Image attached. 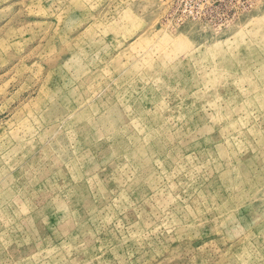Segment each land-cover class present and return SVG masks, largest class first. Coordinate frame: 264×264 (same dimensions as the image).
<instances>
[{"label":"rangeland","instance_id":"rangeland-1","mask_svg":"<svg viewBox=\"0 0 264 264\" xmlns=\"http://www.w3.org/2000/svg\"><path fill=\"white\" fill-rule=\"evenodd\" d=\"M0 264H264V0H0Z\"/></svg>","mask_w":264,"mask_h":264}]
</instances>
